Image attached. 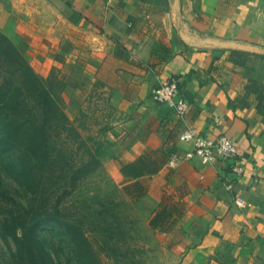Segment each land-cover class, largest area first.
I'll use <instances>...</instances> for the list:
<instances>
[{
	"label": "crops",
	"instance_id": "crops-1",
	"mask_svg": "<svg viewBox=\"0 0 264 264\" xmlns=\"http://www.w3.org/2000/svg\"><path fill=\"white\" fill-rule=\"evenodd\" d=\"M0 32L62 85L69 119L92 86L110 97L120 186L148 226L169 217L149 228L174 264H264V108L238 100L250 80L264 85V0H0ZM170 77L189 104L181 117L150 99ZM186 128L232 139L241 174L219 159L171 164L193 149ZM138 159L157 171L124 177Z\"/></svg>",
	"mask_w": 264,
	"mask_h": 264
},
{
	"label": "rangeland",
	"instance_id": "rangeland-1",
	"mask_svg": "<svg viewBox=\"0 0 264 264\" xmlns=\"http://www.w3.org/2000/svg\"><path fill=\"white\" fill-rule=\"evenodd\" d=\"M43 81L62 105V85ZM88 96L84 110L69 119L63 130L55 123L50 130L56 146L69 147L71 153L67 157L71 160L85 154L88 147H96L97 162L93 169L76 183L74 190L64 194L62 186L71 179L65 171L69 162L58 161L54 165L55 173L47 176V189L41 187L37 195H31L22 179L10 172L8 164L12 157L0 153V218L9 211L32 215L44 204L56 203L65 220L80 226L102 264H174L120 186L114 162L118 149L115 143L120 133L114 129V106L110 97L98 85L90 88ZM44 177L42 174L39 179ZM37 233L55 263L75 264L74 253L62 229L49 225L39 228ZM14 252L13 241L0 236V264H14Z\"/></svg>",
	"mask_w": 264,
	"mask_h": 264
},
{
	"label": "trees",
	"instance_id": "trees-1",
	"mask_svg": "<svg viewBox=\"0 0 264 264\" xmlns=\"http://www.w3.org/2000/svg\"><path fill=\"white\" fill-rule=\"evenodd\" d=\"M250 95L254 96L258 109L264 108V85L250 80L239 102L247 104L245 98ZM54 123L61 130L70 123L60 99L51 93L21 52L0 32V153L12 157L8 164L10 172L22 179L31 195H37L41 187L47 189V176L55 173L54 165L58 161L69 162L65 171L71 179L62 186L64 194L74 190L76 183L97 162L96 147H88L78 159L68 158L69 147L56 146L51 140L50 126ZM157 169L156 162L138 159L125 164L120 172L126 178L135 179L155 173ZM42 174L45 177L39 179ZM44 202H47L46 198ZM60 212V205L55 203L53 206L44 204L32 215L13 211L3 214L0 236L13 241L14 264H58L52 260L37 233L39 228L49 225L62 229L74 253L75 264H102L80 226L65 220ZM168 223L169 217L160 214L150 220L149 226L152 230L165 231Z\"/></svg>",
	"mask_w": 264,
	"mask_h": 264
},
{
	"label": "built area",
	"instance_id": "built-area-1",
	"mask_svg": "<svg viewBox=\"0 0 264 264\" xmlns=\"http://www.w3.org/2000/svg\"><path fill=\"white\" fill-rule=\"evenodd\" d=\"M150 99L156 104L172 108L180 117L187 112L189 107L188 102L181 95L178 82L174 77L165 79L155 85L150 91ZM178 139L181 142H192L193 149L183 156H172L170 159L171 164L193 158H198L203 164H209L219 159L228 164V172L234 178L241 174L242 167L237 161V146L232 139L223 135L216 139H207L198 135L192 128L183 130ZM231 186L232 184L227 185L228 188H231Z\"/></svg>",
	"mask_w": 264,
	"mask_h": 264
}]
</instances>
